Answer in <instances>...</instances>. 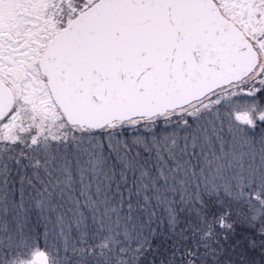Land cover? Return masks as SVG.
<instances>
[{
  "label": "snow or ice",
  "instance_id": "obj_1",
  "mask_svg": "<svg viewBox=\"0 0 264 264\" xmlns=\"http://www.w3.org/2000/svg\"><path fill=\"white\" fill-rule=\"evenodd\" d=\"M0 264H264V0H0Z\"/></svg>",
  "mask_w": 264,
  "mask_h": 264
}]
</instances>
